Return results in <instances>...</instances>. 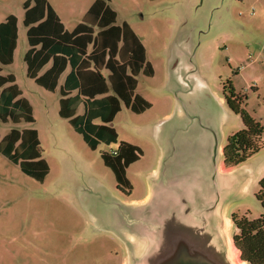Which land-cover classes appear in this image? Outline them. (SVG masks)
<instances>
[{
  "label": "rangeland",
  "instance_id": "374dc122",
  "mask_svg": "<svg viewBox=\"0 0 264 264\" xmlns=\"http://www.w3.org/2000/svg\"><path fill=\"white\" fill-rule=\"evenodd\" d=\"M24 1L0 0V22L9 14L18 20L13 60L1 73L14 75L21 96L32 106L33 122L15 126L37 130L49 172L38 181L0 151V264H168L164 254L153 251L132 263L125 258L123 240L109 227L118 228L125 200L145 196L148 171L156 166V127L166 114H172L170 122L180 131L188 124L177 120L182 106L194 108L198 119L211 115L217 123L214 149L219 150L243 128L240 115L224 100V88L228 91L231 84L243 107L264 124V0H110L117 23L127 21L146 47L154 74L140 73L137 92L152 106L142 113L123 107L113 120L117 140L94 150L58 114L63 76L50 91L26 75ZM48 2L72 30L93 0ZM12 126L0 122V136ZM188 131L193 132L191 127ZM193 135L203 136L199 129ZM122 142L143 151L127 169L131 189L117 186L101 158ZM255 142L259 151L244 162L221 170L211 157L210 176L197 174V214L212 215L210 243L199 253L200 264H234L232 214L254 219L264 211L255 196L264 177V132ZM198 157L196 164L205 166V157Z\"/></svg>",
  "mask_w": 264,
  "mask_h": 264
},
{
  "label": "trees",
  "instance_id": "16d2710c",
  "mask_svg": "<svg viewBox=\"0 0 264 264\" xmlns=\"http://www.w3.org/2000/svg\"><path fill=\"white\" fill-rule=\"evenodd\" d=\"M22 8L29 45L23 57L26 75L38 86L53 91L68 69L59 84L58 114L68 120L90 149L115 142L118 134L112 122L123 107L142 113L152 106L137 92L140 73L154 74L139 35L127 21L117 23L110 0H94L72 30L65 28L48 0H25ZM17 21L9 14L0 22V122L14 125L0 136V151L23 173L43 181L49 165L42 157L37 130L15 126L33 122L32 106L21 96L14 75L1 73L2 66L13 60ZM48 63L49 67L40 73ZM223 92L243 123L242 129L228 137L223 149L226 166L233 167L259 151L255 139L264 132V124L243 107L244 101L231 84ZM232 97L236 105L231 103ZM80 106L83 112L78 114ZM112 151L101 153L102 161L112 171L118 187L131 189L127 169L143 151L129 142L120 143ZM255 196L264 208V177ZM231 219L241 258L248 264H264V211L254 219L239 213L232 214Z\"/></svg>",
  "mask_w": 264,
  "mask_h": 264
},
{
  "label": "water",
  "instance_id": "95a60500",
  "mask_svg": "<svg viewBox=\"0 0 264 264\" xmlns=\"http://www.w3.org/2000/svg\"><path fill=\"white\" fill-rule=\"evenodd\" d=\"M185 108L187 109L188 112L189 108L187 107ZM194 110L195 109L192 108V111H190L188 114V119H187L188 124L186 125L185 131L179 130V141L182 142L185 140L186 142H188L189 152L186 149L183 150L182 148H180V150L178 151L177 164L182 169V171H184V169L187 166V162L185 158L188 157L189 158L188 165L197 168V171L195 172L196 185L194 187L195 200L187 204V209L185 213L182 209L177 210L174 213L175 220H176V216L179 215L177 216L178 224L170 225L168 227H163V228H158L155 225L156 213L151 210L152 206L150 204L149 205L146 204L143 207L130 209L131 212L125 209L128 207L124 205L122 208L123 210L122 220H120V223L117 227L124 225V213L126 212L129 213L132 218V221L129 224L128 222H126V226L129 227L128 229L131 230V232L137 235L141 234L148 237L146 239L154 238L153 243L151 244V246L149 247L146 253H144L140 257L133 256L131 258L132 263L134 262V260H144L153 251L157 255L164 254L166 256V259L169 260L168 264H200L201 257H199L200 255L199 253L204 252L207 249V245L210 243V239L208 238V229L211 226L210 222L212 215L204 214L202 216V214L205 212H201L197 214L196 189L200 182L198 178H200L201 176L204 177L210 176V172L212 168L209 162L211 160V157L214 158L215 164L219 166L218 163L219 160L221 159V156L223 155V152H221L220 149L219 150L217 148L214 149V142L212 140L214 136V132L216 130L214 127L217 126V123L214 124V120H212L211 115L210 117L205 116L204 120L198 119V117H196L197 113H194L195 112ZM192 125L193 127L191 128L193 132L195 133V130L199 129L200 134H203L202 137L195 139V135H193V132L191 133V135L186 134V131H188L189 127ZM205 129L209 131L207 132ZM218 154L220 155L219 157ZM198 155H203L205 157V163H206L205 166L200 167V165L196 164L197 158H200L198 157ZM197 174H200L198 178H197ZM110 221L111 220H109V224ZM109 229H112V227H109ZM113 229H117V228H113ZM153 235L156 236L153 237ZM156 239L158 240L157 242ZM185 243H187V245H185ZM131 245L133 247V244ZM231 245H233L239 252V258L243 262V264H248L246 261H244L241 258L240 251L236 247L233 237H232ZM190 254L191 256H189Z\"/></svg>",
  "mask_w": 264,
  "mask_h": 264
},
{
  "label": "crops",
  "instance_id": "0c3cea01",
  "mask_svg": "<svg viewBox=\"0 0 264 264\" xmlns=\"http://www.w3.org/2000/svg\"><path fill=\"white\" fill-rule=\"evenodd\" d=\"M49 65L50 63H48L40 73L45 71ZM67 71L68 69H66L62 75L63 77ZM221 100H223V98H221ZM182 107L184 109H180L177 120L188 119V114L190 111H192L190 106L187 107L189 108L188 112L184 106ZM171 116V113L166 114L164 116V120L159 126L156 127V134L159 136V141L156 142L158 145L157 159L155 162L156 166L148 171L149 187L146 190L145 196L136 200H125V206L128 207L125 209L129 210L130 212V209L139 208L145 206L146 204H150L152 206L151 210L156 213L155 225L158 228L178 224L177 216L179 215L176 216L175 220L174 213L181 209L185 213L187 204L195 200L194 187L196 185L195 172L197 171V168L188 165V157L185 158L187 166L184 171H182V169L178 166V151L180 148H182L183 150L186 149L189 152V148L188 142L185 140L182 142L179 141V129L178 126L174 124V122H170ZM190 127H193V125ZM205 130L207 132L209 131L207 129ZM225 145L226 144L220 145L221 152H223ZM218 164L221 170L231 168L226 166L223 155L221 156ZM131 221L132 218L130 214L125 212L124 225L118 227L117 229H109V232L123 240L127 254L125 258L130 260L133 256L140 257L146 253L154 241V238L146 239L148 237L141 234L137 235L131 232V230L128 229L129 227L126 226V222L129 224ZM155 236L156 235H153V237ZM157 241L158 240L156 239V242ZM131 244H133V247Z\"/></svg>",
  "mask_w": 264,
  "mask_h": 264
},
{
  "label": "bare ground",
  "instance_id": "6f19581e",
  "mask_svg": "<svg viewBox=\"0 0 264 264\" xmlns=\"http://www.w3.org/2000/svg\"><path fill=\"white\" fill-rule=\"evenodd\" d=\"M231 258L233 259L235 264H243V262L239 258V252L233 245H231Z\"/></svg>",
  "mask_w": 264,
  "mask_h": 264
},
{
  "label": "flooded vegetation",
  "instance_id": "af4514ba",
  "mask_svg": "<svg viewBox=\"0 0 264 264\" xmlns=\"http://www.w3.org/2000/svg\"><path fill=\"white\" fill-rule=\"evenodd\" d=\"M224 95V94H223ZM224 98H225V95H224ZM225 100H226V98H225ZM233 101V102H232ZM228 101L226 100V103H227ZM231 103H233L234 105H236V103H237V101H236V99L234 98V97H232L231 98ZM227 105H228V103H227ZM228 107H229V105H228ZM230 108V107H229ZM231 109V108H230Z\"/></svg>",
  "mask_w": 264,
  "mask_h": 264
},
{
  "label": "built area",
  "instance_id": "2783aa9c",
  "mask_svg": "<svg viewBox=\"0 0 264 264\" xmlns=\"http://www.w3.org/2000/svg\"><path fill=\"white\" fill-rule=\"evenodd\" d=\"M113 153H115V151H112Z\"/></svg>",
  "mask_w": 264,
  "mask_h": 264
}]
</instances>
